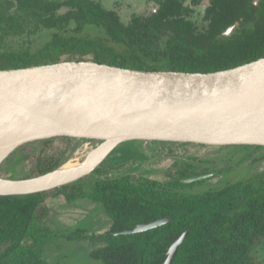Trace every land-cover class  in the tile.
Returning a JSON list of instances; mask_svg holds the SVG:
<instances>
[{"label": "trees", "instance_id": "obj_1", "mask_svg": "<svg viewBox=\"0 0 264 264\" xmlns=\"http://www.w3.org/2000/svg\"><path fill=\"white\" fill-rule=\"evenodd\" d=\"M150 1L159 10L150 16L133 15L127 25L118 13L92 0L0 1V9L16 4L17 13L34 18L46 29L72 22L77 33L86 25L102 27L127 50L119 53L99 42L57 36L35 54H0V70L93 61L139 71L214 73L264 58V0L259 5L255 0H212L205 31L188 20L193 10L185 6L186 0ZM200 3L192 0L193 6ZM63 7L70 10L59 15ZM238 22L240 29L223 38ZM164 38L166 48L161 50L159 43ZM85 51H91L92 57L83 56ZM36 165L32 176L24 179L61 166L39 158ZM193 176L182 171L171 183L145 180L137 185L129 177H121L68 193L69 203L83 198L100 203L113 221L107 234L94 237L104 245L91 258L101 264H164L172 245L188 230L172 264H256L253 250L264 239V175L201 194L185 191L190 185L180 182ZM40 194L0 196V264H45L42 249L55 236L45 225L51 210ZM167 217L173 221L159 228L113 235ZM69 238L79 240L83 231L71 233Z\"/></svg>", "mask_w": 264, "mask_h": 264}, {"label": "water", "instance_id": "obj_2", "mask_svg": "<svg viewBox=\"0 0 264 264\" xmlns=\"http://www.w3.org/2000/svg\"><path fill=\"white\" fill-rule=\"evenodd\" d=\"M239 25L224 36H232ZM1 115L23 121L0 130V147L8 148L0 166L15 150L34 142L83 138L116 144L93 165L47 186L28 185L47 174L26 180L0 176V187L19 188L0 196L43 193L78 182L122 143L264 148V58L214 73L139 71L93 61L0 70ZM33 118L37 120L29 122ZM214 175L180 182L190 185ZM172 221L167 217L113 235L144 233ZM188 233L172 245L164 264H172Z\"/></svg>", "mask_w": 264, "mask_h": 264}, {"label": "rangeland", "instance_id": "obj_3", "mask_svg": "<svg viewBox=\"0 0 264 264\" xmlns=\"http://www.w3.org/2000/svg\"><path fill=\"white\" fill-rule=\"evenodd\" d=\"M56 1L65 3L68 0ZM92 1L118 13L126 25L133 15L150 16L157 8L150 0ZM69 10L68 7H63L58 14L65 15ZM192 16L198 27L204 30L206 25L202 24L203 9L198 8ZM57 36L99 42L119 53L127 51L123 44L113 41L102 27L86 25L77 33L76 23L72 22L61 28L46 29L39 26L34 18L17 13L16 4H5L0 9V54H35ZM166 42L167 38H164L159 43L161 50L166 48ZM85 52L83 56L92 57L91 51ZM98 143L99 141L91 139L58 138L26 144L15 150L1 164L0 176L9 180H26L24 178L35 172L38 158L63 165L78 153H83L86 148L95 147ZM182 171L194 176L215 174L211 178L190 184L185 191L201 194L218 190L264 175V148L143 141L119 144L94 173L75 182L76 186L72 183L38 195L50 207L51 213L45 225L55 236L42 249L41 259L45 264H101L90 256L104 245L100 239L94 237L107 234L113 221L100 203L89 198L76 199L69 203L66 199L70 195L68 193H74L81 188L90 190L97 181L121 177H129L134 185L145 180L171 183L179 178ZM78 230L83 231V238L70 239L69 235ZM253 258L256 264H264V239L254 248Z\"/></svg>", "mask_w": 264, "mask_h": 264}, {"label": "bare ground", "instance_id": "obj_4", "mask_svg": "<svg viewBox=\"0 0 264 264\" xmlns=\"http://www.w3.org/2000/svg\"><path fill=\"white\" fill-rule=\"evenodd\" d=\"M5 118L6 117L3 115L0 116V130L5 125H8V123L23 121V119H17V118L5 119ZM36 120L37 119L33 118L30 119L29 122L31 121L33 122ZM115 144L116 143H111V142H104V143L100 142L95 147L86 148L83 153H78L75 158L70 159L56 170H53L54 172L52 171L51 173H48L44 177L35 179L32 182H29L28 185H31L33 187L47 186L52 183L72 177L73 175L82 171L84 168L93 165L98 160L103 158V156L108 151H110ZM7 149H8L7 147H0V158L7 151ZM18 189L19 188L13 189L9 186H1L0 195L12 193L13 191H16Z\"/></svg>", "mask_w": 264, "mask_h": 264}, {"label": "flooded vegetation", "instance_id": "obj_5", "mask_svg": "<svg viewBox=\"0 0 264 264\" xmlns=\"http://www.w3.org/2000/svg\"><path fill=\"white\" fill-rule=\"evenodd\" d=\"M201 1V3L199 4V5H197V6H193L192 5V0L188 3V0H186V2H185V6L187 7V6H190L191 7V9L193 10V12H192V14L190 15V17L188 18V20L189 21H192L197 27H198V25L195 23V21L193 20V14L196 12V10L199 8H202L203 9V17H202V24L204 23L205 25H206V27H205V29H207L208 28V26H209V21H207L206 20V18H205V16H206V12H207V10H208V8H210L211 7V2H212V0H200ZM254 3H255V5H259L260 4V0H255L254 1ZM157 7H159V6H157ZM159 10V9H158ZM239 23V22H238ZM240 24V23H239ZM199 28V27H198ZM205 29L204 30H201L200 28H199V30L200 31H205ZM238 29H240V25H239V27L234 31V33L232 34V35H234L235 33H236V31L238 30ZM230 37H232V36H230ZM223 38H229V37H225L224 36V34H223Z\"/></svg>", "mask_w": 264, "mask_h": 264}]
</instances>
